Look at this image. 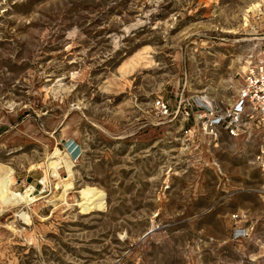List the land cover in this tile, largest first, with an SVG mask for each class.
<instances>
[{"label":"rangeland","instance_id":"374dc122","mask_svg":"<svg viewBox=\"0 0 264 264\" xmlns=\"http://www.w3.org/2000/svg\"><path fill=\"white\" fill-rule=\"evenodd\" d=\"M259 8L0 0V167L37 200L0 215V264H264L254 143L201 118L237 100ZM88 186L106 206L84 215Z\"/></svg>","mask_w":264,"mask_h":264},{"label":"built area","instance_id":"2783aa9c","mask_svg":"<svg viewBox=\"0 0 264 264\" xmlns=\"http://www.w3.org/2000/svg\"><path fill=\"white\" fill-rule=\"evenodd\" d=\"M257 11L250 24L256 33L246 39L250 47L243 59V82L237 100L224 110L204 106L201 118L210 120L204 126L207 133L216 135L219 129H224L233 138L253 142L256 162L264 175V10ZM161 108L168 113L165 104ZM186 114L191 116L189 112Z\"/></svg>","mask_w":264,"mask_h":264},{"label":"bare ground","instance_id":"6f19581e","mask_svg":"<svg viewBox=\"0 0 264 264\" xmlns=\"http://www.w3.org/2000/svg\"><path fill=\"white\" fill-rule=\"evenodd\" d=\"M60 152L56 151L55 154L50 158L51 162L47 165V168L43 166V163H39L38 169H45V178L43 184L45 188L49 184L48 171H51L53 175L57 178L59 177V170L61 169L62 160H57L60 157ZM16 176L17 171L11 168L0 167V215L6 211H12L15 209H20L21 207L28 208V211L25 208L20 212L19 218L26 225H30L32 221V216L30 212V206L33 203H36L37 200L32 198L33 196V187H29L26 192H18L14 190L16 185ZM65 180L64 182H68ZM72 184H68L66 187H61L63 189V195L61 196V201L66 200L67 191L72 190ZM60 189V187H57ZM81 199L78 206L82 209V214L89 215L95 211H102L106 206V193L97 188V187H85L79 192ZM242 230H238L241 232ZM245 233V231H242ZM246 232H248L246 230Z\"/></svg>","mask_w":264,"mask_h":264},{"label":"crops","instance_id":"0c3cea01","mask_svg":"<svg viewBox=\"0 0 264 264\" xmlns=\"http://www.w3.org/2000/svg\"><path fill=\"white\" fill-rule=\"evenodd\" d=\"M242 231H243V230H242ZM242 231H241V232H238V231H237L236 234L242 236V234H244Z\"/></svg>","mask_w":264,"mask_h":264}]
</instances>
